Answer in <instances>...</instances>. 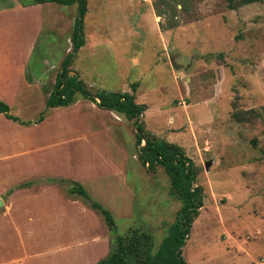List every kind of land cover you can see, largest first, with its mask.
<instances>
[{
  "label": "rangeland",
  "instance_id": "obj_1",
  "mask_svg": "<svg viewBox=\"0 0 264 264\" xmlns=\"http://www.w3.org/2000/svg\"><path fill=\"white\" fill-rule=\"evenodd\" d=\"M87 4L84 46L76 53L77 4L42 7L43 27L18 96L28 109L12 112L20 115L13 122L29 127L19 139L29 136L31 146L12 149L6 132L0 135L5 138L0 156L26 149L40 159L35 176L68 180L58 181L60 193L82 185L109 211L116 235L140 227L156 248L166 236L182 204L172 196L162 167L148 170L141 164L135 120L115 109L102 110L97 99L99 114L47 108L61 64L70 57L66 82L76 75L91 96L129 95L145 106L139 117L142 136L178 146L192 162L193 188L200 189L202 206L182 247L185 264H264V1L236 10L225 0ZM25 82L34 85L26 92ZM80 95L76 91L73 97ZM84 112L92 115L90 127L81 124ZM234 113L243 119L236 121ZM25 160L0 158V168H23ZM39 194L48 200L59 196L52 188ZM59 207L70 215L63 233L32 246L71 248L51 256L58 264L78 263L77 255L84 257L79 262H91L105 249L108 253L111 234L98 212L80 201Z\"/></svg>",
  "mask_w": 264,
  "mask_h": 264
},
{
  "label": "crops",
  "instance_id": "obj_2",
  "mask_svg": "<svg viewBox=\"0 0 264 264\" xmlns=\"http://www.w3.org/2000/svg\"><path fill=\"white\" fill-rule=\"evenodd\" d=\"M88 2L89 0H86V7ZM51 4L54 5V3L24 4L22 0H0V95H9L7 98L0 97V101L9 107V114L16 118H20V115L12 113L14 110L23 112L28 109V105L23 104L22 100L18 103V96L21 95L22 79L43 27L42 7L50 8ZM23 86L24 92H26L34 85L25 82ZM82 99L85 98L81 95L75 98L71 105L62 107L63 111L69 112L77 107V109L99 114L96 102L89 101V104ZM16 104L17 106L14 108ZM86 112L80 114L84 116L81 124L90 127V124L93 123L92 115ZM37 122L35 121L34 126L37 125ZM28 128V126L13 122L0 113V135L9 133L12 149L15 150L21 146V143H23V148L31 146L29 136L19 139L20 133L30 130ZM87 128H85V132ZM85 132L83 130V133ZM107 133H109L108 129ZM4 139L0 138L1 144L4 143ZM10 152L0 158L8 161L12 157L20 155L26 160L23 168L22 165L16 164L0 168V199L2 201V207H0V264H58L51 256L66 250L71 251V248L64 246L55 249L53 246H46L40 250L38 246H32L33 242L44 239L49 241L54 238L56 231L59 234L63 233V224L70 215L65 212V208L59 207L60 205L80 201L86 207V203L76 194L63 191L60 193L58 185L61 183L58 181H68L65 177L38 176L40 172L35 176L40 159H36L31 151L25 149L22 152ZM32 175L37 180L43 178L44 183L32 179ZM48 188L57 191L60 197L52 198V200L39 199V193ZM4 190H7L4 194L5 198L1 195ZM59 213L61 215L56 218L55 214ZM100 221L102 222V220ZM107 254L105 249L98 260L91 262H79L84 257L77 255L78 263L68 261L61 264H96Z\"/></svg>",
  "mask_w": 264,
  "mask_h": 264
},
{
  "label": "trees",
  "instance_id": "obj_3",
  "mask_svg": "<svg viewBox=\"0 0 264 264\" xmlns=\"http://www.w3.org/2000/svg\"><path fill=\"white\" fill-rule=\"evenodd\" d=\"M23 3L43 4L56 3L65 6L77 4L80 19L76 20L73 37L72 53H76L83 45L82 19L86 13V0H22ZM264 0H225L228 9L236 10L240 7L253 3H261ZM160 17L161 15L158 14ZM71 58L61 64V71L56 81L55 94L48 97L47 108L65 107L74 102L73 94L76 91L81 93L85 99L97 104L103 109H115L124 115L127 120H135L136 127L135 145L138 149V157L141 164L148 170H154L156 166L164 169L170 181L171 194L178 199L182 206L177 212L175 221L168 227L166 236L161 240L158 247H155L153 237L150 233L140 227H131L123 235H116L115 222L109 211L100 204L94 202L79 184H72L71 193L76 194L91 209L98 212L105 222L111 238L109 240L110 249L108 254L96 264H185L182 258V247L185 245L186 236L189 233L193 219L198 215V209L202 206L200 189L193 188L196 171L192 162L186 157L184 151L176 145L157 141L155 138H145L142 136V126L139 124V117L143 114L145 106L134 103L132 97L119 94L113 99L112 94H102V96H91L83 88L80 81H76L77 76L71 75L70 82L65 81V75L70 71L67 68ZM74 79V80H73ZM73 80L74 84H70ZM55 98V99H54ZM0 113L8 119L17 121L9 114V107L0 101ZM236 121L243 118L239 113H234ZM142 142L145 144L142 145Z\"/></svg>",
  "mask_w": 264,
  "mask_h": 264
},
{
  "label": "water",
  "instance_id": "obj_4",
  "mask_svg": "<svg viewBox=\"0 0 264 264\" xmlns=\"http://www.w3.org/2000/svg\"><path fill=\"white\" fill-rule=\"evenodd\" d=\"M171 64H173L172 62H171ZM137 127V126H136ZM145 144V143H144ZM207 167V164H205V168ZM0 207H2V201H1V199H0Z\"/></svg>",
  "mask_w": 264,
  "mask_h": 264
}]
</instances>
